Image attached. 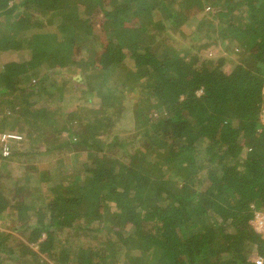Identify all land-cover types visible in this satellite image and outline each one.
<instances>
[{
    "label": "trees",
    "instance_id": "obj_1",
    "mask_svg": "<svg viewBox=\"0 0 264 264\" xmlns=\"http://www.w3.org/2000/svg\"><path fill=\"white\" fill-rule=\"evenodd\" d=\"M7 52L0 264H264V0H0Z\"/></svg>",
    "mask_w": 264,
    "mask_h": 264
},
{
    "label": "rangeland",
    "instance_id": "obj_2",
    "mask_svg": "<svg viewBox=\"0 0 264 264\" xmlns=\"http://www.w3.org/2000/svg\"><path fill=\"white\" fill-rule=\"evenodd\" d=\"M174 40L176 43H178L179 45H183L184 42L183 40H181V38L175 36ZM220 51L219 45H213L211 47H209L207 50L204 51V53H207L208 55L211 54H218V52ZM24 58V57H23ZM22 58V59H23ZM12 59V56L10 57V55L7 54H0V65L3 64L5 61H10ZM3 62V63H2ZM224 68L227 69L228 65L225 64ZM67 77V76H66ZM81 87V86H79ZM81 89V88H80ZM70 96V95H68ZM78 93L75 95H71L70 97H65L68 98L66 99L68 101V103L65 104H69V106L67 107V110H72L74 105H75V100L77 99ZM1 99H7V96H4V98H0ZM71 99V100H70ZM64 103V102H63ZM0 109L3 111L8 112L10 110V107L7 104L3 103L0 105ZM264 109L262 110L261 114H260V119L262 122H264ZM127 122L128 124H131V121L129 119V117H126L125 120L123 122ZM126 126H121V127H115L114 130H119V132L122 134H124L126 132ZM113 130V131H114ZM132 131L134 133H136L135 128L132 129ZM131 131V132H132ZM130 132V134H131ZM17 132H3L0 133V151L2 153V156H9V154L11 152H24L25 149L28 147V142L26 141L27 138H25V140H22L20 138V136H18ZM15 141V142H13ZM4 147L6 148L5 152H4ZM4 162V163H3ZM29 167H37V170H50L51 169V164H50V160L48 161H39L37 157H32V156H25L24 158H22V160H19V156H13L10 157L6 160H2L0 158V188L1 190H3L2 192L4 193V195L9 198L10 195L8 193V191H10L9 187H10V181L15 180L17 178H19L22 173L24 171H29L32 172L33 169H30ZM33 184V182H32ZM47 188H48V183H44L41 182L40 183V190H42L43 192H47ZM259 212H264V211H259ZM251 222V221H250ZM8 228V227H5ZM263 236V235H262ZM257 256L255 253H253L251 255L252 260L254 259V257Z\"/></svg>",
    "mask_w": 264,
    "mask_h": 264
},
{
    "label": "built area",
    "instance_id": "obj_3",
    "mask_svg": "<svg viewBox=\"0 0 264 264\" xmlns=\"http://www.w3.org/2000/svg\"><path fill=\"white\" fill-rule=\"evenodd\" d=\"M5 150L6 148L4 147V152ZM251 225L255 231L261 233L263 235L262 238H264V212H255L253 218L251 219ZM253 262L255 264H262L263 259L257 255L254 257Z\"/></svg>",
    "mask_w": 264,
    "mask_h": 264
}]
</instances>
